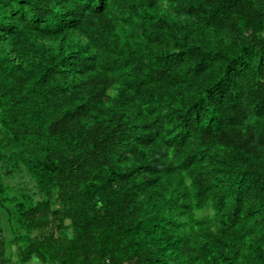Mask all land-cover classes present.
Masks as SVG:
<instances>
[{"label":"trees","instance_id":"1","mask_svg":"<svg viewBox=\"0 0 264 264\" xmlns=\"http://www.w3.org/2000/svg\"><path fill=\"white\" fill-rule=\"evenodd\" d=\"M0 169L15 264H264V0H0Z\"/></svg>","mask_w":264,"mask_h":264},{"label":"rangeland","instance_id":"2","mask_svg":"<svg viewBox=\"0 0 264 264\" xmlns=\"http://www.w3.org/2000/svg\"><path fill=\"white\" fill-rule=\"evenodd\" d=\"M0 170L5 172V169ZM3 180L10 185H16V188L19 190H25L32 199L42 198L43 194L40 192L35 180L26 171L24 166H21L20 169H16L13 165H8ZM15 216L16 214L14 212L8 213L4 207L0 206V233L5 236L9 251L12 247L11 251L13 254L11 263L13 264L19 261L18 246L13 240L15 231L18 230V225L15 224ZM29 262L27 264H29Z\"/></svg>","mask_w":264,"mask_h":264},{"label":"crops","instance_id":"3","mask_svg":"<svg viewBox=\"0 0 264 264\" xmlns=\"http://www.w3.org/2000/svg\"><path fill=\"white\" fill-rule=\"evenodd\" d=\"M31 262H29V264H45V263H43L42 261H40L38 258H32L31 260H30ZM34 261V262H33ZM11 264H13V263H11ZM15 264V263H14Z\"/></svg>","mask_w":264,"mask_h":264}]
</instances>
